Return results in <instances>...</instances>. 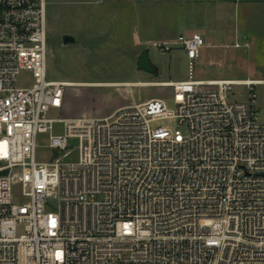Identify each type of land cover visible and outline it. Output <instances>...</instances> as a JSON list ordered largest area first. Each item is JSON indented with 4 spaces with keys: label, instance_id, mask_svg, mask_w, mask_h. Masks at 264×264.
I'll use <instances>...</instances> for the list:
<instances>
[{
    "label": "built area",
    "instance_id": "2783aa9c",
    "mask_svg": "<svg viewBox=\"0 0 264 264\" xmlns=\"http://www.w3.org/2000/svg\"><path fill=\"white\" fill-rule=\"evenodd\" d=\"M47 23L48 0H0V264H264V81L197 79L207 40L179 35L154 42L188 58L187 80L162 82L174 109L52 118L68 82L47 77Z\"/></svg>",
    "mask_w": 264,
    "mask_h": 264
},
{
    "label": "rangeland",
    "instance_id": "374dc122",
    "mask_svg": "<svg viewBox=\"0 0 264 264\" xmlns=\"http://www.w3.org/2000/svg\"><path fill=\"white\" fill-rule=\"evenodd\" d=\"M198 1L48 0L47 77L53 81L80 84L66 89L63 109L51 110L50 117H103L122 107L154 97L164 98L168 107L174 109L175 104L170 97L172 88L168 86L87 84L187 80L188 59L184 51L175 47L171 52L162 54L154 42L168 31L175 37L182 33L201 32V22L195 18L199 13L203 14L202 4H198ZM257 26V36L248 41L250 48H235L234 44L240 41L225 39V32L230 34L234 29L215 26L208 29L204 37H211L212 48L204 50L200 60L206 63H198L196 78L240 81L263 79L264 23ZM64 34L75 36L77 42L64 45ZM146 49H149L151 61L159 67L158 74L138 69V59ZM207 60L212 63H207ZM31 83L30 73L20 74V85ZM254 92L260 117L264 121V83L255 86ZM248 98L249 90L245 86H234L230 93L231 100L245 101ZM163 123L175 125L172 121ZM61 129L57 126L58 131ZM60 155L48 148L47 136L39 137L37 162H49ZM19 192L20 189L15 187V200L23 202Z\"/></svg>",
    "mask_w": 264,
    "mask_h": 264
},
{
    "label": "crops",
    "instance_id": "0c3cea01",
    "mask_svg": "<svg viewBox=\"0 0 264 264\" xmlns=\"http://www.w3.org/2000/svg\"><path fill=\"white\" fill-rule=\"evenodd\" d=\"M187 3L190 0H186ZM202 4V15L199 13L197 15L198 21L201 22V32H188L182 33L180 35L191 36L194 33H199L204 36L205 32L208 29H211L212 26L216 28H230L232 33L225 32V39H229L232 42L240 41V42H248L249 39L257 36L256 30L258 28L257 25L260 23H264V0H200L198 4ZM208 7V8H207ZM212 7L210 11L208 9ZM207 8V9H206ZM188 15V14H187ZM202 21H201V20ZM203 22V24H202ZM183 29H188L184 27ZM189 31V30H187ZM178 37V36H177ZM175 36H172L171 32H165L161 35V38L157 41L161 40H171L175 39ZM209 35H207L206 40L208 43V47L203 49L202 56L204 50H211L212 44H210ZM227 43V42H225ZM249 43V42H248ZM185 53V52H184ZM186 55V53H185ZM187 57V55H186ZM188 59V58H187ZM199 64H203L206 61H199ZM207 63L211 64V60H207ZM198 79V78H197ZM200 80H209L213 78H199ZM231 80V79H226ZM264 81V78L260 79ZM122 83H139V82H122Z\"/></svg>",
    "mask_w": 264,
    "mask_h": 264
},
{
    "label": "water",
    "instance_id": "95a60500",
    "mask_svg": "<svg viewBox=\"0 0 264 264\" xmlns=\"http://www.w3.org/2000/svg\"><path fill=\"white\" fill-rule=\"evenodd\" d=\"M63 44L69 45L77 42V38L71 34H64L62 37ZM138 69L143 70L150 74H158L159 67L155 65L149 56V49H146L143 54L140 56L137 62Z\"/></svg>",
    "mask_w": 264,
    "mask_h": 264
},
{
    "label": "bare ground",
    "instance_id": "6f19581e",
    "mask_svg": "<svg viewBox=\"0 0 264 264\" xmlns=\"http://www.w3.org/2000/svg\"><path fill=\"white\" fill-rule=\"evenodd\" d=\"M240 81V80H237ZM249 81H255V80H249ZM238 84H242V81L238 82ZM80 84H76V83H68L67 87H73V86H77ZM104 85H112V86H142V87H151V86H155V87H159V86H168V84L166 83H143V82H139V83H112V84H87V86H104Z\"/></svg>",
    "mask_w": 264,
    "mask_h": 264
}]
</instances>
